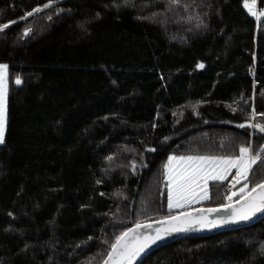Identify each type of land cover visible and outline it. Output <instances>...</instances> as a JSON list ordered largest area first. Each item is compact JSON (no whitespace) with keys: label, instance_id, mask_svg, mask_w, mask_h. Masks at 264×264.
<instances>
[{"label":"trees","instance_id":"trees-1","mask_svg":"<svg viewBox=\"0 0 264 264\" xmlns=\"http://www.w3.org/2000/svg\"><path fill=\"white\" fill-rule=\"evenodd\" d=\"M244 4L0 0V264H102L121 232L169 215V156L264 148V133L239 127L264 125V17ZM262 179L264 163L250 185ZM230 180L211 182L204 206L224 205ZM141 264H264V220Z\"/></svg>","mask_w":264,"mask_h":264},{"label":"snow or ice","instance_id":"snow-or-ice-1","mask_svg":"<svg viewBox=\"0 0 264 264\" xmlns=\"http://www.w3.org/2000/svg\"><path fill=\"white\" fill-rule=\"evenodd\" d=\"M244 6L251 15L257 16L258 19L259 16H264V12L259 13L258 16L254 11L255 0L252 4L245 0ZM48 7L51 5H44V8ZM42 10L38 7L34 12ZM33 14L29 12L27 15L32 16ZM11 23H16V21ZM9 26V23L0 25V31ZM29 31L30 29L25 30L24 35L27 36ZM198 67L202 69L204 65L199 64ZM7 69L8 65L0 64V144L5 141L7 120ZM15 83L17 85L22 83L20 77H16ZM256 116L257 113L253 110L250 119L254 120ZM239 127H249L259 133H264V125L260 123L241 124ZM148 150L155 151V149ZM260 163H264V148L253 152L251 147L247 146H241L239 154L232 156H169L164 166L169 215L156 220L159 227L154 228L153 224L138 220L134 227L121 232L115 238V242L110 245L103 264H134L136 259L149 247L173 233L199 231L224 224L249 221L257 214L264 213V179L250 185L251 176ZM230 176L232 181L229 194L225 196L224 205L217 208H200L195 212L189 211L193 204H199L211 198L210 181L223 183ZM237 185H240L238 190ZM174 210H178L176 214H173ZM219 213L229 214L218 216ZM210 217L217 218L210 219Z\"/></svg>","mask_w":264,"mask_h":264},{"label":"water","instance_id":"water-1","mask_svg":"<svg viewBox=\"0 0 264 264\" xmlns=\"http://www.w3.org/2000/svg\"><path fill=\"white\" fill-rule=\"evenodd\" d=\"M218 207H221V206H218ZM200 208L207 209V208H217V207H198V208H195V209H192L189 211L195 212L196 209H200ZM228 214L229 213H219L218 216H227ZM214 218H217V217H210V219H214ZM262 220H264V213L257 214L255 217H253L249 221H242V222L235 223V224H224V225H221V226H218L215 228H205V229L199 230V231H188V232L173 233V234L167 236L164 240L159 241L157 244L149 247L144 253L141 254V256H139L136 259L134 264H141L149 255H151L157 249L164 247V246H167V245H169L175 241H178L180 239L188 238V237H212V236H215V235L223 233V232L252 227L255 224L261 222ZM148 223L153 224L154 228L159 227V225L156 224V221H151ZM145 231H147V230H145Z\"/></svg>","mask_w":264,"mask_h":264},{"label":"rangeland","instance_id":"rangeland-1","mask_svg":"<svg viewBox=\"0 0 264 264\" xmlns=\"http://www.w3.org/2000/svg\"><path fill=\"white\" fill-rule=\"evenodd\" d=\"M253 2V1H252ZM252 2H250L249 4H252ZM254 11H256L257 12V15L259 16V13H261V12H264V9L260 12L259 11V9H258V5H257V0H255V8H254ZM257 20H260V18H262V17H264V16H259V19L257 18V16H254ZM7 77H8V69H7ZM16 84V83H15ZM20 85V84H19ZM7 87H8V92H7V114H8V93H9V88H10V83H9V77H8V85H7ZM6 131H7V120H6V128H5V138H6ZM4 143H5V141H4ZM3 143V144H4ZM0 145H2V144H0ZM167 163V162H166ZM165 163V164H166ZM164 178H165V174H164ZM231 180L230 181H232V177L230 176L229 177ZM210 183H211V181H210ZM209 183V184H210ZM230 184H231V182H230ZM239 185H237V187H238ZM208 200H206V201H203V202H201V203H199V204H193L192 206H191V208L189 209V210H192V209H195V208H198V207H206V206H204V204L207 202ZM176 211H178V210H174V212L176 213Z\"/></svg>","mask_w":264,"mask_h":264}]
</instances>
